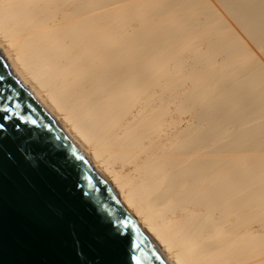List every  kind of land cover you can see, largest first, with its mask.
Instances as JSON below:
<instances>
[{"label": "bare ground", "instance_id": "1", "mask_svg": "<svg viewBox=\"0 0 264 264\" xmlns=\"http://www.w3.org/2000/svg\"><path fill=\"white\" fill-rule=\"evenodd\" d=\"M216 1L0 0L9 72L166 264H264V0Z\"/></svg>", "mask_w": 264, "mask_h": 264}, {"label": "water", "instance_id": "2", "mask_svg": "<svg viewBox=\"0 0 264 264\" xmlns=\"http://www.w3.org/2000/svg\"><path fill=\"white\" fill-rule=\"evenodd\" d=\"M0 85V135L16 153L0 174V264H166L1 55ZM34 143L47 150L33 151ZM45 156L53 163L39 170L26 162Z\"/></svg>", "mask_w": 264, "mask_h": 264}, {"label": "snow or ice", "instance_id": "3", "mask_svg": "<svg viewBox=\"0 0 264 264\" xmlns=\"http://www.w3.org/2000/svg\"><path fill=\"white\" fill-rule=\"evenodd\" d=\"M2 86V85H0ZM6 109H5V113H6ZM6 116L5 115H0V122L3 121V119H5ZM19 126V122H16L12 125L9 126V131L12 132L13 134H15V129ZM24 131H28L27 129H24ZM31 135V133L29 132V136ZM9 141H10V136L8 134H3L0 135V174H2L3 172V168H4V164L6 162L9 163H14L16 162L15 157H16V153L13 152L10 148H9ZM47 150V146L46 145H42L40 143H34L33 144V151L35 152H45ZM26 162L30 163V166L34 167V170H39L41 167H46V166H50L51 163H53L52 161L48 160V157L45 156L43 160H36V161H32L31 157H28V160ZM76 185L72 186V190L75 191L76 190ZM78 195L82 196V192H78ZM56 211H62V209H56ZM110 223V222H109ZM115 235L118 239H123L122 237H120L119 232H115ZM129 247H131V245H129Z\"/></svg>", "mask_w": 264, "mask_h": 264}, {"label": "rangeland", "instance_id": "4", "mask_svg": "<svg viewBox=\"0 0 264 264\" xmlns=\"http://www.w3.org/2000/svg\"><path fill=\"white\" fill-rule=\"evenodd\" d=\"M211 1H212V0H211ZM215 1H216V0H215ZM213 2H214V0H213ZM214 3H215L216 5L218 4V3H217V1H216V2H214ZM218 6H219V5H218ZM229 17H230V16H229ZM230 19H231V18H230ZM230 19L228 18V20H229L228 22H229V23H231V24H232V26H233V21H232V22H230V21L232 20V19H231V20H230ZM233 27H234V26H233ZM245 39H246V38H245ZM254 50H255V49H254ZM255 51H256V53H257V54H259V52H258L257 50H255ZM260 55H261V54H260ZM262 58H263V57H262ZM262 58H261V59H262ZM262 60H263V62H264V59H262Z\"/></svg>", "mask_w": 264, "mask_h": 264}]
</instances>
